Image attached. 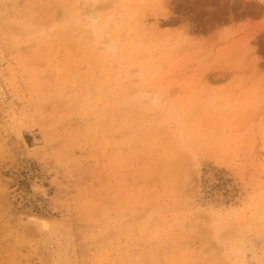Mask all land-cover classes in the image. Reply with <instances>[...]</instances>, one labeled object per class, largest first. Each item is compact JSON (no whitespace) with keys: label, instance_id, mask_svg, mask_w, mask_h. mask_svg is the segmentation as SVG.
Returning <instances> with one entry per match:
<instances>
[{"label":"rangeland","instance_id":"1","mask_svg":"<svg viewBox=\"0 0 264 264\" xmlns=\"http://www.w3.org/2000/svg\"><path fill=\"white\" fill-rule=\"evenodd\" d=\"M263 207L264 0H0V264H264Z\"/></svg>","mask_w":264,"mask_h":264},{"label":"bare ground","instance_id":"2","mask_svg":"<svg viewBox=\"0 0 264 264\" xmlns=\"http://www.w3.org/2000/svg\"><path fill=\"white\" fill-rule=\"evenodd\" d=\"M163 0H155V3H157L158 5H159V3L161 4V2H162ZM143 18V19H142ZM141 19L142 20H137V22H139V26L141 27L142 26V28H148V30H150L151 29V31H152V29H154V31H155V29H156V27H158L159 26V24H160V21H159V19H157L156 17H154L153 19V21H148V19H145L144 17H142ZM96 19H92L90 22V24H89V31L92 33V35L93 36H95V38H97V36H98V39H97V41H98V43L99 44H101V47H103L104 48V50H108V49H111V50H113V48L112 47H110L108 44H107V42L105 41V40H107L106 39V35L108 34V32H110V30H111V25L113 26L114 25V22L115 21H113L112 22V20H111V23H113V24H111L109 21V23L107 24V21H106V23H104V22H102V24L101 23H97L96 21H95ZM136 21V20H135ZM103 23L106 25V27L103 29V27L105 26V25H103ZM117 23V22H116ZM135 23V22H134ZM116 25V24H115ZM114 25V26H115ZM132 25V24H131ZM137 25V24H136ZM131 27V26H130ZM142 28H140V29H142ZM109 37V36H108ZM103 45V46H102ZM110 50V51H111ZM116 52V51H115ZM111 53H114L113 51L111 52ZM128 76H129V74H128ZM128 76H125V78L127 79V81H129V82H131L132 81V79L130 78V77H128ZM123 82V81H122ZM140 89V88H139ZM142 91V90H141ZM145 92V91H144ZM140 95V94H139ZM37 188V187H36ZM35 188V189H36ZM39 189V188H38ZM263 209H264V207H263ZM264 211V210H263ZM262 214H264V213H262ZM261 216H263V215H261ZM32 217V216H31ZM30 217V220H31V222L33 221L34 223H36L41 229H42V231L44 230V231H47V232H49V231H51V229H52V226H51V223L47 220V219H45V218H39V217H32L31 218ZM51 233V232H50Z\"/></svg>","mask_w":264,"mask_h":264}]
</instances>
